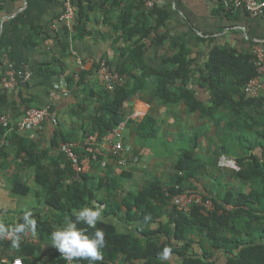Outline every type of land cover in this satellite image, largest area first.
<instances>
[{
  "label": "crops",
  "instance_id": "crops-1",
  "mask_svg": "<svg viewBox=\"0 0 264 264\" xmlns=\"http://www.w3.org/2000/svg\"><path fill=\"white\" fill-rule=\"evenodd\" d=\"M126 1L138 4L149 0H92L90 3L84 0L83 12L89 34L77 37V33L71 30L69 54L65 56L54 35L63 33L66 25L72 27L76 21V7L74 20L67 24L60 20L65 10L63 0H0V116L7 114L16 125L23 116L24 97L30 99L31 106L47 107L58 118L57 124L46 120L43 127L36 130H22L14 125L0 139V149L4 151L0 153V232L15 227L22 218L30 217L24 240L34 246L32 252L21 256L19 247H13L11 241L5 242L0 249V264H4L3 258L16 256L25 257L26 264H44L52 252L58 251L50 245L51 239H45V232L40 228L41 222L47 220L55 225L54 212L37 197L42 187L34 180V169L23 165V154L16 153L21 144L26 147L35 144L38 150H47L45 161L52 167L57 163L66 172V183L73 184L79 181L80 176L63 151V137L75 141L77 148L85 149H88V139L97 137L98 144L93 151L101 157L98 163H87L85 174L91 177L89 186L94 188L100 200L95 204L103 206L104 220L115 223L121 232L126 231L128 225L105 213L107 206L121 204L118 195L101 186L105 175L115 177L120 189L128 192L147 185L154 178L169 185L177 173L175 166L179 157L190 150L195 158L202 161L203 170L197 172L196 180L187 183L188 187H198L200 191L206 188L220 196L228 190L236 194L249 187V183L237 178L233 167L221 166L220 161L222 157L235 160L237 156L245 155V143L255 142L258 131L264 129L247 127L250 122L238 121L226 107L217 110L211 118H203L200 111L190 113L184 102L163 104L155 96L157 82L154 80L124 104L118 125L122 137L118 138L112 131L102 142L98 141L99 132L94 121L99 105L96 93L103 90L104 83L96 67L104 58L114 69L126 62L120 51L129 44L113 42L118 35L113 25L117 23ZM153 1L168 10L170 19L159 30L165 35L163 42L152 45L147 40L145 63L162 71L168 68L167 59L178 52V45H185L190 51L188 59L192 60L194 70L187 85L205 104L211 95L203 86L206 83L202 76L206 74L205 64L211 48H234L243 54L257 50L264 52V17H253L244 10L231 14L219 12L218 0ZM61 63L66 68L64 74L61 73ZM9 70L16 74L30 71L31 79L20 82L12 90L5 89L2 81ZM68 77L75 80L68 82ZM62 78L67 83L65 87L59 83ZM124 79V84L130 80L126 76ZM54 92L58 94L56 99L51 98ZM263 111L262 107H245V112L251 117H257ZM147 114L157 121L158 135L142 139L137 135V127ZM57 132H60L59 145L52 146V137ZM118 139H122L126 147V158L133 160L137 156L139 162L130 161L128 166L120 168L118 160L110 154V141ZM223 147L227 152H223ZM121 171L123 176L117 173ZM124 173H130V177H125ZM15 181L27 184L29 193H15ZM33 220L35 231L31 227ZM197 232L190 235L195 241L196 251L202 253L203 244L216 264H228L231 255L224 250L212 249L204 236ZM170 260L172 264H181L184 258L174 254Z\"/></svg>",
  "mask_w": 264,
  "mask_h": 264
},
{
  "label": "trees",
  "instance_id": "trees-1",
  "mask_svg": "<svg viewBox=\"0 0 264 264\" xmlns=\"http://www.w3.org/2000/svg\"><path fill=\"white\" fill-rule=\"evenodd\" d=\"M85 1L90 3L92 0ZM154 2L153 7H148L144 2L133 4L126 1L123 3L124 9L117 23L113 25L114 31L118 34L113 42L117 44L123 41L129 44L120 51L121 56L126 57L125 64L115 70L130 80L114 91L104 87L102 91L96 93L99 105L94 121L99 132L98 141L102 142L105 136L119 125L124 104L133 95L144 90L151 80L157 82L155 96L163 104L184 102L190 113L200 111L203 118H211L217 110L226 107L231 109L238 121L250 122L247 127L264 129V111L257 117H251L245 112L246 106L264 108L263 95L251 98L244 91L247 83L258 75L256 53L243 54L234 48L218 46L210 49L205 64L206 74L202 76L206 83L203 86H206L211 95L206 104L199 100L197 92L189 89L187 85L194 70L192 60L188 59L190 51L185 45H178V52L167 59L168 68L162 71L154 70L145 63L147 40L152 45L163 42L165 35L160 34L159 30L166 26L170 19L168 10L157 1ZM218 2L219 12L232 13L227 10L222 0ZM73 3L77 11L75 23L71 28L68 25L64 26L63 33L57 32L54 35V39L61 46L62 55L65 56L69 54L71 30L77 33V37L89 34L87 18L83 12L84 0H73ZM60 65L61 73L64 74L66 68L62 63ZM96 68L98 70V66ZM228 76H231L230 80ZM66 79L68 82L75 80L73 77ZM2 97L5 98L6 95L2 93ZM22 102L25 105L23 118L26 111L34 106H31L30 99L22 97ZM14 125L12 121L9 127L0 124V139ZM59 134L60 132H57L52 137V146L59 145ZM137 135L142 139L155 138L158 135L157 121L152 115L147 114L138 124ZM63 139L64 142L71 141L65 136ZM245 149L247 153L237 156L235 162L239 167L236 170L237 178L249 183V187L236 194L228 190L220 196L206 188L203 191L198 187H190L191 185L189 188L187 183L196 180L197 172L203 170L202 161L195 158L190 150L184 151L179 157L175 166L177 173L169 185L154 178L147 185L128 192L120 189L115 177L105 175L101 186L118 195L121 200V204L107 206L105 213L114 215L128 227L126 231L121 232L113 222L104 220L103 223L97 224L105 233L103 263L172 264L170 257L178 254L184 258L181 264H216L211 260L203 244L202 253L196 251L195 241L190 235L198 233V230L212 249L224 250L231 255L228 257V264H264V130L258 131L255 142L245 143ZM92 150L89 147L76 148L81 159L84 156H92ZM222 150L227 152L225 147ZM0 153L4 151L0 149ZM16 153L23 154L24 166L34 169V180L42 187L37 197L54 212L55 225L48 220L41 222L40 228L45 232L46 240H50L51 232L62 228L66 220L73 219V210L85 206L93 207L94 202H100L94 188L89 186L91 178L89 175L83 173L77 183H66L65 170L57 163L52 167L51 163L45 161L47 150H38L35 144L28 147L21 144L18 145ZM117 175L115 176H123V171ZM124 176L130 177V173H124ZM13 190L15 193L27 195L30 187L21 181H15ZM182 193H200L205 199L211 197L217 207L204 213L200 206L193 205L189 213H184L178 209L174 201V197ZM229 205L232 207L228 208ZM29 220L30 217L22 218L15 226L17 235L14 239H19L21 256L34 249L33 245L24 240ZM92 231L94 230L89 229L90 233ZM165 249L169 250L166 259L163 258ZM23 261L24 264L27 263L25 257ZM44 264H66V261L57 251L52 252ZM74 264L77 262L74 261ZM79 264L88 262L79 261Z\"/></svg>",
  "mask_w": 264,
  "mask_h": 264
},
{
  "label": "built area",
  "instance_id": "built-area-1",
  "mask_svg": "<svg viewBox=\"0 0 264 264\" xmlns=\"http://www.w3.org/2000/svg\"><path fill=\"white\" fill-rule=\"evenodd\" d=\"M227 10L231 12H236L237 10H245L249 15L253 17H263L264 16V0H222ZM65 10L60 16V20L65 23H70L75 18V6L73 0H63ZM155 2L149 0L146 2L148 7H153ZM255 64L258 67V75L254 77L251 81L247 83L244 87V91L251 98H258L262 95L264 90V52L257 50L256 52ZM98 73L102 78L105 89L109 91H114L118 87L122 86L125 83L124 76L116 71L108 61L104 58L100 61L98 65ZM31 72L26 71L24 73L16 74L13 70H9L5 73L3 78V87L5 89L12 90L20 85V82H27L31 79ZM22 79V81H21ZM61 87L67 85L64 78L59 81ZM57 93L54 92L51 94L52 99L57 98ZM46 120H50L53 123L57 124L58 118L55 114L50 113L47 107H31L26 111L24 117L17 123V127L22 130H36L43 127V123ZM0 124L9 127L11 124V119L7 114L0 116ZM113 133L116 134L118 138L122 137V132L120 127H115ZM110 154L118 160L120 168H125L128 166L129 162H139V157H134L133 160L126 158V147L123 144L122 139L110 141ZM97 137H90L87 141V147L94 149L97 146ZM77 143L75 141H67L63 144V151L67 158L75 166L78 176L86 172L87 163L91 161H99L98 154L92 150V156L86 158H80L76 152ZM221 166H231L235 170H238L239 167L236 164L235 160L227 159L222 157L220 161ZM122 172V171H121ZM117 172V173H121ZM174 201L178 205V209L184 213H189L193 205H198L201 207L204 213H208L216 209L217 205L214 200L209 198H204L200 193H182L174 197ZM17 235V230L15 227H9L4 231L0 232V249L3 247L5 242L12 241ZM4 264H24V261L21 257L16 256L12 259L7 257L2 259ZM99 264V263H97ZM109 264V263H103Z\"/></svg>",
  "mask_w": 264,
  "mask_h": 264
},
{
  "label": "clouds",
  "instance_id": "clouds-1",
  "mask_svg": "<svg viewBox=\"0 0 264 264\" xmlns=\"http://www.w3.org/2000/svg\"><path fill=\"white\" fill-rule=\"evenodd\" d=\"M27 215H30L27 214ZM73 219L66 220L64 226L59 230L51 232V246L61 253L66 264H79V261H87L88 264H103L104 255L102 250L106 247L105 233L97 227L98 223L104 222L103 206H85L73 210ZM80 225H83L81 227ZM35 231V220L31 222ZM89 229H93L91 233ZM13 247L19 246V239L13 240ZM169 250L165 249L163 258H167Z\"/></svg>",
  "mask_w": 264,
  "mask_h": 264
}]
</instances>
